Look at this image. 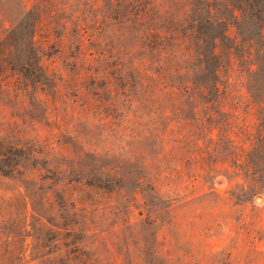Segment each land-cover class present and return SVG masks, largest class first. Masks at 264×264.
Returning <instances> with one entry per match:
<instances>
[{"label":"rangeland","instance_id":"rangeland-1","mask_svg":"<svg viewBox=\"0 0 264 264\" xmlns=\"http://www.w3.org/2000/svg\"><path fill=\"white\" fill-rule=\"evenodd\" d=\"M37 1L61 14L42 59L0 68V264H264L245 128L264 106V0ZM211 67L233 93L215 125Z\"/></svg>","mask_w":264,"mask_h":264},{"label":"trees","instance_id":"trees-1","mask_svg":"<svg viewBox=\"0 0 264 264\" xmlns=\"http://www.w3.org/2000/svg\"><path fill=\"white\" fill-rule=\"evenodd\" d=\"M30 0H0V68L3 70L4 63L9 60L21 59L29 63L32 58L36 60H41L40 55L42 54L41 44L39 42L38 32L42 30L43 27L51 24L52 19L59 17V11L51 10L47 8L46 10L39 9L38 1L36 7H29ZM59 4H57L58 6ZM51 6V1L47 2V7ZM264 7L263 5L253 7V10H259V8ZM58 10L62 9L61 7L57 8ZM62 11H66L65 8ZM242 16L247 17L245 8H241ZM65 13V12H63ZM62 13V14H63ZM259 13H256L257 16ZM72 16V14H70ZM70 15L68 17H70ZM74 15V13H73ZM261 18V17H260ZM241 24V19L239 20ZM80 24L81 20L77 21ZM262 31L264 26H261ZM42 33H40L41 35ZM208 50V49H207ZM209 53L210 61L217 63L218 67L223 66L224 64L220 60L218 53H215V49L207 51ZM21 67H25V62H21ZM212 68L211 71L215 76V79L210 82H204L200 85L199 89L204 103H206V108L210 110H215L214 112L204 111V118L212 125L217 123V118L219 119L222 116H232L230 111L224 109V106L230 104L231 98L233 96L232 91L229 90L228 86H221L219 84V68ZM257 71V70H256ZM262 74V75H261ZM258 80L256 81L257 88H264V69L258 71ZM141 84H146L142 80ZM172 93L185 92L186 96L190 93L191 85L184 81L179 80L175 85H172ZM209 92V93H207ZM264 92V89L263 91ZM206 93V94H205ZM260 97L264 96V93L260 92ZM223 104L222 107H217V110L212 108L216 106L217 103ZM213 103V104H212ZM212 104V106H210ZM228 107L232 108L233 104H230ZM203 111V110H202ZM257 115V124L255 126L254 132H251L250 124L246 125V130L250 133V139L252 142V153H255L257 150H260L263 158L264 155V106H260L256 109ZM197 114V112H196ZM3 171V170H2ZM3 175L7 176L12 174L9 172H3Z\"/></svg>","mask_w":264,"mask_h":264}]
</instances>
